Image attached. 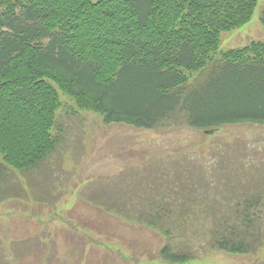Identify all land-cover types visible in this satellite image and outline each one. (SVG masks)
Returning a JSON list of instances; mask_svg holds the SVG:
<instances>
[{"label":"trees","instance_id":"trees-1","mask_svg":"<svg viewBox=\"0 0 264 264\" xmlns=\"http://www.w3.org/2000/svg\"><path fill=\"white\" fill-rule=\"evenodd\" d=\"M258 4L0 0V199L16 195L2 193L9 167L33 171L56 150L60 91L106 124L188 127L204 136L215 127L264 125V41L217 55L222 33L250 22ZM226 151L209 165L185 153L135 164L119 177L121 192L91 200L106 199L113 214L159 234L164 244L153 259L161 264L253 253L264 247V190L242 183L251 191L239 192L241 181L230 176L242 177L241 162Z\"/></svg>","mask_w":264,"mask_h":264},{"label":"rangeland","instance_id":"rangeland-1","mask_svg":"<svg viewBox=\"0 0 264 264\" xmlns=\"http://www.w3.org/2000/svg\"><path fill=\"white\" fill-rule=\"evenodd\" d=\"M263 5L259 0L250 22L222 33L217 55L264 41ZM60 99L53 131L62 136L58 150L37 170L8 169L2 193L15 189L16 196L0 203V264H161L153 259L164 244L159 234L113 214L106 199L98 200L102 205L91 200L121 192L124 185L118 180L124 171L138 169L135 164L158 165L157 157L186 154L209 165L223 159L224 148L228 158L241 162L242 177L230 176L232 183L241 181L239 192L251 191L242 183L264 190V125L224 126L214 138L186 127L162 131L107 125L101 114L81 109L65 92L60 91ZM186 264H264V247L250 254L210 252Z\"/></svg>","mask_w":264,"mask_h":264},{"label":"water","instance_id":"water-1","mask_svg":"<svg viewBox=\"0 0 264 264\" xmlns=\"http://www.w3.org/2000/svg\"><path fill=\"white\" fill-rule=\"evenodd\" d=\"M214 132L213 130H207L206 133H212Z\"/></svg>","mask_w":264,"mask_h":264}]
</instances>
